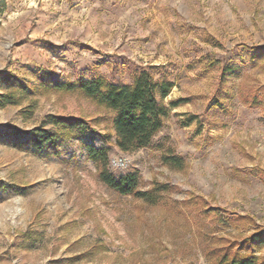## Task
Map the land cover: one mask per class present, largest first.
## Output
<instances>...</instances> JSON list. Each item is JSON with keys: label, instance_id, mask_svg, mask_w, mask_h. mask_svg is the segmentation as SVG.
Listing matches in <instances>:
<instances>
[{"label": "rangeland", "instance_id": "rangeland-1", "mask_svg": "<svg viewBox=\"0 0 264 264\" xmlns=\"http://www.w3.org/2000/svg\"><path fill=\"white\" fill-rule=\"evenodd\" d=\"M263 45L264 0H0V94L4 77L31 85L38 71L130 83L160 66L173 85L165 103L177 101L133 152L114 145L109 113L87 99L26 93L0 106V264H205L206 218L182 205L191 195L264 223V121L238 94L264 84V59L246 52ZM49 115L94 132L59 156L15 146L35 127L55 131ZM91 141L108 148L113 174L170 185L167 203L140 208L101 183L82 148ZM170 151L184 170L162 162Z\"/></svg>", "mask_w": 264, "mask_h": 264}, {"label": "trees", "instance_id": "trees-1", "mask_svg": "<svg viewBox=\"0 0 264 264\" xmlns=\"http://www.w3.org/2000/svg\"><path fill=\"white\" fill-rule=\"evenodd\" d=\"M246 49L252 59L258 56L264 59V45ZM159 69L160 66H150L135 71L130 83H114L94 73L88 77L80 74L75 79H61L53 73L38 71L34 74L36 82L31 85L15 77H4L7 89L0 94V106L18 105L26 93H57L87 99L109 113L114 145L121 151L133 152L150 145L154 136L163 128L169 108L177 103H165L173 85L165 77L157 75ZM233 70V67L223 69L222 74L225 76ZM238 94L248 107L260 109L264 121V84L246 93L239 91ZM48 120L56 128L55 131L35 127L27 131L26 137L13 138L15 146L32 149L45 157L59 156L60 146L65 141L74 138L81 140L90 131L94 132L88 122L79 117L49 115ZM186 120L189 122L192 119ZM13 132L17 134L19 131L13 129ZM82 148L87 159L95 165L99 181L118 195L140 201V208H153L167 203L164 194L172 188L167 183L154 181L150 188L142 189L136 171L119 175L111 172L107 147H98L91 141L83 142ZM162 162L177 171L186 167L185 160L172 151L162 156ZM182 205L187 211L193 210L200 217L199 220L206 218L205 222L202 221L206 228H200L205 242V264H264V223H258L249 214H238L219 206H211L198 195H191ZM176 211L183 212L180 208ZM228 227L236 234H216Z\"/></svg>", "mask_w": 264, "mask_h": 264}]
</instances>
